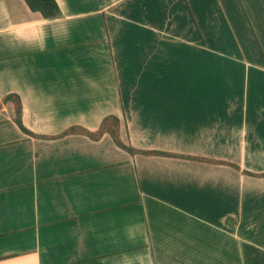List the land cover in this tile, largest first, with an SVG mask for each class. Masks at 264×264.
Here are the masks:
<instances>
[{
	"label": "crops",
	"instance_id": "0c3cea01",
	"mask_svg": "<svg viewBox=\"0 0 264 264\" xmlns=\"http://www.w3.org/2000/svg\"><path fill=\"white\" fill-rule=\"evenodd\" d=\"M55 1L0 0V264H264V0Z\"/></svg>",
	"mask_w": 264,
	"mask_h": 264
},
{
	"label": "trees",
	"instance_id": "16d2710c",
	"mask_svg": "<svg viewBox=\"0 0 264 264\" xmlns=\"http://www.w3.org/2000/svg\"><path fill=\"white\" fill-rule=\"evenodd\" d=\"M28 8L32 12H38L44 19H54L58 18L61 15L60 9L56 3L55 0H24ZM3 103H12L14 108V119L18 127L26 131V129L23 127L21 123V103L20 99L17 95H7L2 100ZM120 121L117 117L110 115L105 117L98 130L96 132H89L80 128H71L68 131H66L64 134H67L68 132H80L92 139H98L103 134H108L113 142L118 146L119 148L125 150L126 152L130 154H143V155H157V156H170L171 154H167L164 152H154V151H141L134 149L132 146L125 144L120 139ZM191 160H199L203 162H211L214 164H227L229 166H232L234 169L240 170V168L236 165H231L225 162L221 161H213V160H206L202 158H196V157H185ZM244 174H249L248 172L244 171Z\"/></svg>",
	"mask_w": 264,
	"mask_h": 264
}]
</instances>
